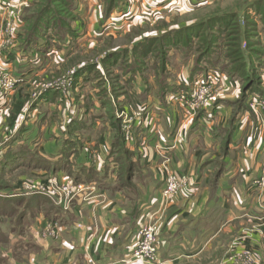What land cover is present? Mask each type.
<instances>
[{
  "label": "crops",
  "instance_id": "obj_1",
  "mask_svg": "<svg viewBox=\"0 0 264 264\" xmlns=\"http://www.w3.org/2000/svg\"><path fill=\"white\" fill-rule=\"evenodd\" d=\"M137 1L144 14L160 9L156 0ZM206 2L185 0L181 8L191 10L193 4L200 6ZM117 10H120L121 17H114L112 13L103 35L117 37L134 23L136 12L133 8L121 5ZM102 25V20L96 21L95 25L91 22L87 27L74 24L77 38H53L52 45L57 43V46L47 49L48 57L50 53L54 54L55 62L64 66L70 61L68 58L87 49L86 43L105 39L100 37L102 34H98ZM117 26L122 28L119 33L107 30ZM40 44L42 47L43 40ZM174 59L175 67H185L178 74L176 82L186 83L191 58L184 59L179 55ZM209 61L214 62L213 59ZM49 62H44L32 51L30 54L25 51L10 66L20 83L18 86L21 87L26 78L29 79L25 83L31 77L46 73L51 67ZM127 69L126 73L121 69L118 72L125 76L124 80L131 78L130 86L125 87L140 114L134 120V136L148 149L137 148L132 153L135 170L130 183H118L122 167L116 155H111L112 140L107 137L110 133L108 134L106 120L102 117L105 107L100 103L104 91L94 85L88 73L79 75L75 81L76 93L80 94L81 101L89 108L87 121L81 114L75 116L78 128L82 131L79 135H83L80 139L83 142L75 147L67 160L62 148L67 138L64 126L68 115L62 108L66 109L73 102L75 105L79 98L72 97L71 101L70 98H59V102L53 94L44 97L28 113V119L19 134L15 133L14 128V134L9 132L5 144H0V158L9 149L26 146L37 151L40 158L47 160L49 167L54 164L60 166V169L55 170L56 173H53L54 169L51 167L50 171L44 172L48 179L62 180L70 173L72 177H79L85 184L93 183L95 187L92 193L86 191L77 194L67 210L56 205L39 211L26 227L20 244L23 250L28 249L34 254L27 261H14L13 264H87L86 256L92 257L95 264H141L122 260L129 256L137 241L139 227L149 218L162 219L157 231L158 257L164 264H181L209 249L212 239L221 230V224L233 220L253 222L264 219V193L253 186V180L259 176L264 163V140L259 135L260 132H254L253 116L248 112L246 116L234 117L231 131L227 133V137L230 136L228 151L231 154L225 158H211L205 163V157L198 158L200 153L218 148V140L227 139L222 132L226 129L223 124L228 119L226 115L230 114L229 109L227 112L224 105L211 103L210 107L200 111L201 117L191 120L187 117L189 113L180 104L167 101V96L160 98L155 74L145 77L135 67ZM168 69L176 73L175 68ZM208 72L224 76L218 68H210ZM207 73L200 72L195 80L206 77ZM166 81L171 82L168 79ZM75 106H72V111ZM210 118L212 121H207ZM13 127L11 124V130ZM174 141L175 147L167 149ZM87 148L93 154L89 155ZM168 157L169 161L165 163V158ZM162 163L167 166V173L172 172L179 178L185 177L190 184L185 192L170 197L171 204L166 211L165 206L160 205L165 172L156 169V165ZM213 186L216 191L209 196V189ZM18 188L8 187V190ZM169 211L170 217L167 215ZM175 213L181 219L168 221ZM50 218H54L62 229L58 240L42 239L41 232ZM86 244L88 248L85 250ZM7 263L9 264L8 259Z\"/></svg>",
  "mask_w": 264,
  "mask_h": 264
},
{
  "label": "rangeland",
  "instance_id": "obj_2",
  "mask_svg": "<svg viewBox=\"0 0 264 264\" xmlns=\"http://www.w3.org/2000/svg\"><path fill=\"white\" fill-rule=\"evenodd\" d=\"M10 1L12 5L9 7V9H6L5 13L0 11L1 44L3 46L14 45L17 48H20L22 50V53L27 50V54H30L32 51L33 53H35V55H38L41 59H43L44 62L47 63V61H50L49 63L51 67L43 75H39V77H31L30 81H28L27 83H25V81H27L29 78H26V80L23 81L24 85H22L21 87L18 86V91L13 95L12 99L5 106L4 110L2 111V115H0V144H5L6 139H8L7 136L9 132H13L14 134V128L16 131L15 133L17 135L19 134V130L22 129L24 122L26 121V119H28V113L31 112V109L35 104H37V102L44 99L41 98L43 94H45L46 96L53 94L54 97H56L57 100L61 102L59 98L62 97L61 89L63 86H65V89L67 88V95L65 99L70 98L69 101H71L72 97H74L75 99L79 98V101L77 102L78 104L75 103L76 106L73 105V102V104L69 105V107H67L66 109L62 108L67 112L68 115L65 122L66 125L63 126L65 127L64 129L67 132L69 141L82 143L83 141L80 139L83 137V135H79V133L82 131L78 128V123L76 122L75 118L80 116L81 114L87 121L89 117L87 111L89 108L87 104L85 105L84 101H81L80 94L76 93L77 89L75 88V74L82 65H95L98 70L93 74L91 78V81L94 83V85L97 88L101 89L102 86L106 87V92L110 90L109 86L113 87L114 90V92H111L110 90L111 94H108L107 92L110 102L109 106L105 110V113L102 115L103 119L106 120L105 127H107V132L108 134L110 133V135H107V137H109L111 140H113L116 136L119 137L120 135L118 134V132L120 130V132L122 133L121 137L123 139V144L121 145L119 151L121 156L127 153L128 155H132V153L137 148H140L141 150H148L142 145L140 140L138 142V140L135 139L136 136H134V120L140 116L139 110L137 109V106L133 105V99L128 96L127 88L125 87V84L122 83V81L124 82L125 76H121V74L118 72L121 71V68L126 69V67H131L132 64H125L124 61H121L122 63L120 64V61H117L116 65H113L112 67L111 63L108 64L109 53L116 51L117 49H122L124 47L131 48L135 42L145 38L146 36H152L161 31L174 29L177 28V26L181 27L190 23H195L206 19L208 20L212 16H219L217 17L219 20L221 17L227 16L228 13L232 14V12H238V16L233 17V15H228L230 17L228 18V23L226 24L227 28L224 32L225 35L223 34L220 35V37L214 38L215 43L213 49L215 50L214 54L212 55V59L214 60V62L205 61L202 62L203 64L199 63L198 65V71L200 70L203 72L206 70L205 72L207 73L210 68H218V70H220L221 73L224 74V76H220L221 82H218V86H213L207 91H202L203 94L199 96L198 100L196 101V105L200 109L202 105H207V103H219L227 108V112L229 109L230 114L226 115L228 119H226L224 121L225 124H223L225 126L224 128H226L222 132L223 137L224 134L225 137H227V133L231 131L232 120L234 117L238 115L246 116L249 112L255 119V124L253 123L254 132H260L259 135L264 140L260 125L261 122L258 119V113L250 104L251 98L258 97V94L260 96L264 95V25L256 22V20L252 17H255L253 12L249 10V15L246 13V6L254 0H204V2L207 1L206 4L200 6L193 4L194 6L190 8L191 10L181 8V5L185 0H172L169 4L164 5V7H161L165 2L164 0H156V3H158L157 6L160 9H156L154 12L149 14H144L141 11V5L137 0H121L122 5L130 6L136 12L133 18L135 19L134 23L130 27H128V29L126 28L127 30L125 29L126 31H123L121 35H116L117 37H110L107 35H103L102 32H98V34H102L100 35V37H103L105 39L98 42L86 43L85 47L87 49H85L83 53H81L80 51L81 54L79 55H73L71 58H68V60L70 61L65 63L64 66H61V64L55 62L54 54L50 53L48 57V53H43L40 51V49L43 47H41L40 42L42 40H46L45 36L39 37L35 44H29L28 47L27 44H24L23 41L17 37L18 31L21 30L20 32H22L26 27V24H24V20L22 18L26 15H30V17H32L36 13L35 11L42 0H20V2H16L15 0ZM51 4L53 7L57 6L59 11L64 12L62 11V6L56 5V3ZM74 4L76 5V12L78 13V16L77 19L73 21V25L77 24L81 27H87L91 22L95 25L96 21L101 20L106 6L105 0H75ZM119 12L120 10L115 9L113 11L114 17H121ZM11 16H15L16 18H18L17 20L19 24L16 28H14V38H10L11 40L8 39L9 41L8 43H6L4 40L6 39L5 35L12 32L14 27ZM67 18H70V16H67L66 19ZM252 19L255 20L256 26H254V24L252 23ZM29 22L32 21L29 20L28 23ZM126 22L127 21H125L124 25L126 24ZM215 22L216 21H211V24H209L208 27L204 30L208 29L209 31H211V29H213V23ZM240 27H248V29H246L247 31L244 34H240ZM214 32L218 33L217 31H215V29ZM70 37L74 40L72 36ZM55 38L57 37H54V39ZM91 43H93L94 45H90ZM56 44L57 43H55V45H52L51 47L56 48ZM233 46L237 49H241L245 53L244 58L246 61V67H242L240 75H232L227 71V64H229V60L226 57V53L228 49L232 50L231 47ZM138 51L139 50H137V53ZM169 52L170 53H168L166 58L164 71L160 70V65L152 67L149 61L146 63V66L142 63L138 64V67L140 68V74H144V76L147 77L148 75L155 74L157 71V73L159 72L160 75L162 74V78L164 76L172 83L178 85L179 83L176 82L178 74H181L185 70V67H178V65L175 67L173 65V60H175L174 58L181 55L184 59H186L190 54L191 72V69L193 68V66H195L196 63L195 59L197 57V54L190 52L189 54L185 55L179 50H170ZM52 55L53 58H51ZM133 58H135V61L139 63L138 59H141V55H136L134 53L132 54L131 60L133 64H135L136 62H134ZM161 62L162 61L160 60L159 64ZM58 65L60 67H57ZM135 66L137 67L136 64ZM169 67L175 68L176 73H174L173 71H169ZM9 69L10 71H12L11 66L9 67ZM70 78L72 79L71 83ZM248 86H253L257 91L251 92L250 90H246ZM166 94L168 95L169 92ZM25 97L28 99V104L21 113L22 116L19 117L21 124L15 125V123H12L14 127L11 130V124L8 118V116L11 115L10 109L13 105L14 100H19L21 98L26 99ZM72 106H75L73 111ZM199 111L200 110H198V112ZM197 114L196 112H193L187 117H190L191 120H194ZM56 117H58V115H56ZM125 118L127 119L128 123L124 121ZM207 121L211 122L212 120L210 118V120ZM221 126L222 124L220 125V127ZM118 127L119 130H117ZM124 149L127 151V153H124ZM87 152L89 153V155L90 153L93 154V151L88 148ZM217 152H219L218 155ZM203 154L204 156L202 157ZM230 154L231 153L228 151V146L226 145V139L223 138V140H218V148H213L211 151L200 153V156H198V158L205 157L206 159H204V162L208 163L207 161L211 158H225ZM127 160L128 158L126 156L125 161H122L121 163L122 168L119 172L118 181V183L121 185L125 182L130 183L132 181V176L135 170V165H129V163H127ZM13 167L14 166H11V169H5L4 165L0 167V183L9 185L12 188L19 187L20 189L22 188V190L23 188L24 190H28L29 192H27V194L26 192L21 194L25 197L31 196L34 193L32 191L36 190V187H41V190L43 188H46L51 191H62L64 189V186H66L67 184L78 186L79 184L81 186L85 184L84 182L75 183L73 179L76 177H72L70 173H67V176L62 180H58L56 178L48 179L47 177H45L44 172L50 171V168H27L26 165L19 162L15 164L14 168ZM156 169L165 172L164 181L168 179L167 166H165L163 163L162 165L158 164L156 165ZM260 169L261 171L259 173V176H261L260 179L263 180L264 163L262 164ZM53 173H56V171L54 170ZM211 180L214 182V177H212ZM262 186L263 188L261 192L263 194L264 180ZM29 187H31V189H28ZM6 189H8V187ZM215 189L216 188L214 186L209 189V196H212L215 193ZM41 195L47 197L50 200V203L55 204L52 201L51 197L43 193H41ZM63 197H66V195H63ZM169 199V197H165L161 193L160 205L161 207L165 206V211L171 204V200ZM72 201L73 199L71 200V202H69V208L71 207ZM50 203H43V208H48L50 206ZM163 215L164 217L166 216L165 213ZM167 215L170 217V211ZM26 219L28 220V217ZM170 219H175L177 221L181 219V216L175 213L172 214L171 218H168V221ZM160 220L162 219L160 218L158 220L149 218L147 220V223L151 224L152 228L154 229L155 235H157L159 223L161 222ZM51 222L53 224L59 225L57 221ZM221 222L222 221H220V223ZM19 225L21 224L20 218L18 217L17 213L10 214L7 217L5 216V218L4 216L2 217V214H0V259H8L9 264H13L14 261H27L34 254L33 251L30 252V250L28 249L23 250L24 248L20 246L25 232L23 233V231H19ZM77 227L81 228L82 225H77ZM211 243L212 244L209 249L207 248L208 251L206 250L198 257L182 262L181 264H264V219H257L253 222L233 220L231 222H228L227 224L223 223L221 224V230L217 233L216 237L212 239ZM84 248L85 250L86 248H88L87 244ZM0 264L8 263L2 262L1 260Z\"/></svg>",
  "mask_w": 264,
  "mask_h": 264
},
{
  "label": "trees",
  "instance_id": "obj_3",
  "mask_svg": "<svg viewBox=\"0 0 264 264\" xmlns=\"http://www.w3.org/2000/svg\"><path fill=\"white\" fill-rule=\"evenodd\" d=\"M16 2H20V0H15ZM75 0H42V2L39 4L38 8L36 9V13L30 17V15L24 16L22 19L24 20V24H26V27L18 31L17 37L23 41L24 44H27V47L29 44H35L39 37L45 36L46 40H43V47L40 49L41 52L47 53V49L51 47L52 45V39L54 37H57L59 40H64V37L66 36H72L74 39L77 38V33L73 29V21L77 19L78 13L76 12V5L74 4ZM106 6L104 9L103 16L101 18L103 25L99 31V33L103 32L107 26V21L110 20L111 15L115 9H118L122 5L121 0H105ZM51 3H56L58 6H62L64 12L59 11L57 6L53 7ZM246 13L249 15V10L253 12L255 15L252 16L256 22H259L261 25H264V0H254L250 2L246 6ZM65 14V15H64ZM235 14V15H234ZM233 15V17L238 16V12H232V14L228 13L227 16L221 17L219 20L217 17L219 16H212L208 20L198 21L195 23H190L181 27L165 30L156 33L152 36H146L143 39L138 40L135 42L131 48L124 47L122 49H117L116 51H113L109 53L108 55V64L111 63L112 67L115 66L117 61H124L125 64L128 65L131 63V67H135L136 69L140 70L138 67V64L142 63L146 66V63L151 61V66L155 67L157 65H160V70H165V63L168 53H170V50H179L181 53L189 54L196 53L197 57L195 59L196 63L195 66L191 69V72L188 77V81L186 83H179L178 85L174 83L168 84L166 81V78L162 74L156 71L155 73V82L158 85L159 90V96L160 98H164L166 93H172L177 90L181 89H188L189 86L194 82L195 76L199 74L202 71H198L199 69V63L209 61L212 59V55L214 54V43L216 37H220V35H225L226 30V24L228 23V18ZM67 16H70V18H67ZM253 20L254 26H256L255 20ZM31 20L32 22L28 21ZM211 21H216L213 23V29L211 31L204 30L208 27L209 24H211ZM217 31L218 33L214 32ZM248 29L246 28H239L240 34H244ZM185 33V34H183ZM40 42V41H39ZM41 43V42H40ZM38 44V43H37ZM48 48H47V47ZM232 50L228 49L226 53V57L229 60V64H227V71L230 74H239L240 71H242V67H246V61H245V53L241 49H237L236 47H231ZM137 50L138 53H137ZM27 51V50H26ZM140 54L141 59L139 60V63L135 61V58H133L135 64H133L131 60L132 54ZM190 57V54L189 56ZM15 59L14 55H8V61L12 62ZM131 60V61H130ZM160 60L162 61L160 64ZM130 61V62H129ZM159 61V62H158ZM119 64V65H120ZM203 64V63H202ZM126 69L121 68V70H125V73L127 72ZM204 69V67H203ZM97 67L95 65H82L77 73L75 74V81L78 78L79 75L83 73H88V76L92 78V75L97 71ZM93 71V72H92ZM196 71V72H194ZM206 71V70H205ZM203 71V72H205ZM126 82V83H125ZM131 78H126L124 80L125 86H130ZM111 92L113 90V87H110ZM105 87L102 86V90L104 91L103 97L100 99L101 104L103 107H105V110L109 106V97L108 94H111L110 90L105 91ZM246 90H250L251 92L257 91L253 86H248ZM50 93V92H49ZM260 93V92H259ZM46 95L43 94L41 98H44ZM26 98V97H25ZM15 99V98H14ZM65 98H61V100H64ZM28 104V99H19L14 100L13 105L10 109L11 115L8 116L10 120V124L15 123V125L21 124L19 117L22 116V112L26 105ZM35 106V105H34ZM33 106V107H34ZM202 113L199 111L196 118L198 119L201 117ZM78 126V125H77ZM119 130V127L117 128ZM118 134L119 137L116 136L111 141V155H116V159L122 163V161H125V158L127 156L129 165H135L134 161L132 160L131 155H128L127 151L124 149V154L121 156L119 153L121 145L123 144V139L121 137V132L119 130ZM118 139V140H117ZM230 142V136L228 135L226 139V145L228 146ZM78 142H72L69 141V138L67 137L63 142V148L62 153L65 155V159H68V156L71 152L74 151L75 147L78 145ZM63 157V156H62ZM44 158H40L39 154L35 150H30L26 146H19L15 149H9L7 150L2 157L0 158V167L3 165L5 166V169H11V166L15 167L16 163H22L27 166V168H53L54 170L60 169V166H57L56 164L49 167V165L46 162ZM63 162V159L61 160ZM13 167V168H14ZM219 174V173H218ZM130 175V174H129ZM75 183H81L79 177H76L73 179ZM127 181V180H126ZM86 182V181H85ZM7 187H10L9 185H5L4 183H0V207L1 211L0 214H2V217L9 216L10 214L17 213L18 217L20 218V224L19 225V231H23V233L26 231V227L29 225L31 220H34L36 217V214L43 209V203H50V200L39 194H32L29 197H25L21 194H15L12 196H7L2 194V191ZM15 188V187H13ZM52 206H55V204L50 203V206L48 208H51ZM20 212V213H19ZM28 217V220L26 219ZM50 221H55L54 218H50ZM7 262V259H0V262Z\"/></svg>",
  "mask_w": 264,
  "mask_h": 264
},
{
  "label": "built area",
  "instance_id": "obj_4",
  "mask_svg": "<svg viewBox=\"0 0 264 264\" xmlns=\"http://www.w3.org/2000/svg\"><path fill=\"white\" fill-rule=\"evenodd\" d=\"M164 4H169L172 0H164ZM10 0H1L0 1V11L5 13L6 9H9L11 6ZM18 18L15 16H11V20L14 23V28H16L19 24ZM111 30L110 32L113 33H119L122 28L120 29L119 26L107 29ZM7 33L5 35V42L8 43L10 38H14V32ZM9 39V40H8ZM14 55L15 59L17 60L22 53V50L20 48L15 47L14 45H7L3 46L0 42V115H2V111L4 110L5 106L9 103V101L12 99V96L17 89L18 85L20 83L17 82V79L15 78L12 71H10V63L8 61V55ZM72 79L70 78V83ZM26 82V81H25ZM218 82H221L220 75L215 72H210L206 74V77H200L196 78V80L190 85L188 89H181L177 90L175 92L169 93L167 95L168 101L172 103L180 104L189 114L193 112H198V110L202 111L206 108L210 107L211 104L202 105L199 109L196 105V101L198 100L199 96L202 95V91H207L213 86H218ZM224 83V82H223ZM221 85V84H220ZM222 86V85H221ZM62 87L61 89V98L66 97V91L67 88ZM53 88V87H52ZM250 104L254 107L255 111L258 113V119L261 122V130L262 135L264 137V95L260 96L258 94V97H254L250 99ZM125 122L128 123L127 119L125 118ZM175 147V141L170 144V146L167 147V149L171 150ZM164 149V148H162ZM165 150V149H164ZM166 151V150H165ZM169 161V157L165 158V163ZM261 176H258L253 180V186L257 188L258 190H262L263 188V180L260 179ZM189 181L185 177H177L174 173L169 172L168 173V179L165 180L164 188L162 190V194L165 197H173L176 195H179L182 192H185L189 187ZM35 188V187H33ZM28 189H31L29 187ZM36 190L32 191L33 194L36 193H43L49 197L52 198V201L55 203V205L61 207L64 210L69 209V202H71L72 199L75 198V196L79 193H83L88 191L89 193L94 192L95 187L93 183L89 184H83L81 186L73 185V184H67L64 186V189L62 191H51L49 189L43 188L41 190V187H36ZM29 192L28 190H22V188H18L17 190L11 191L8 189H4L2 191V194L7 196H12L15 194H23ZM63 195H66V197H63ZM62 229L59 225L53 224L51 221H49L46 226L43 228L41 235L43 240L47 239H53L58 240L61 237ZM157 235L154 233V229L152 228L151 224L144 223L142 224L138 231H137V241L132 248L129 256L122 261L125 262H135V263H147V264H164V262L158 257V247H157ZM86 263L87 264H95V261L92 257L86 256Z\"/></svg>",
  "mask_w": 264,
  "mask_h": 264
}]
</instances>
